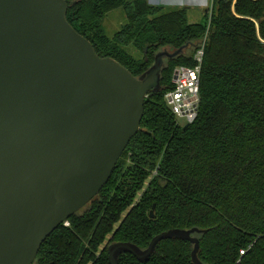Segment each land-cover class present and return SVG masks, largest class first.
<instances>
[{
  "label": "trees",
  "instance_id": "16d2710c",
  "mask_svg": "<svg viewBox=\"0 0 264 264\" xmlns=\"http://www.w3.org/2000/svg\"><path fill=\"white\" fill-rule=\"evenodd\" d=\"M67 1L69 22L97 54L136 77L157 53L183 50L165 59L161 89L146 96L140 130L109 181L42 243L33 264H110L111 243L145 249L174 228L200 230L194 236L203 264H264V0H213L195 23L186 8L147 0ZM117 8L127 22L110 37L104 20ZM203 43L201 104L187 126L173 115L165 94L173 88L174 69L195 65ZM130 45L143 56L130 53ZM193 248L189 240L168 238L146 261L131 253L119 261L194 264Z\"/></svg>",
  "mask_w": 264,
  "mask_h": 264
},
{
  "label": "water",
  "instance_id": "95a60500",
  "mask_svg": "<svg viewBox=\"0 0 264 264\" xmlns=\"http://www.w3.org/2000/svg\"><path fill=\"white\" fill-rule=\"evenodd\" d=\"M68 5L0 0V264H33L42 243L100 192L140 130L146 96L161 89L165 59L183 50L157 53L136 77L97 54L69 22ZM199 231L170 229L145 249L113 242L109 262L124 253L146 261L161 240L178 238L203 264Z\"/></svg>",
  "mask_w": 264,
  "mask_h": 264
},
{
  "label": "built area",
  "instance_id": "2783aa9c",
  "mask_svg": "<svg viewBox=\"0 0 264 264\" xmlns=\"http://www.w3.org/2000/svg\"><path fill=\"white\" fill-rule=\"evenodd\" d=\"M205 54L203 43L194 55L195 65H179L173 71L171 88L165 94L167 105L181 124L193 123L201 104L200 75ZM67 225L69 222H65ZM245 254V250H241Z\"/></svg>",
  "mask_w": 264,
  "mask_h": 264
},
{
  "label": "rangeland",
  "instance_id": "374dc122",
  "mask_svg": "<svg viewBox=\"0 0 264 264\" xmlns=\"http://www.w3.org/2000/svg\"><path fill=\"white\" fill-rule=\"evenodd\" d=\"M213 0H207V7L210 6L212 7ZM206 7H193L190 14H189V21L192 23L197 22L196 20L206 14L205 9ZM127 22V18L125 15V12L123 8H117L112 11H110L105 20H104V29L106 33L112 37L116 32H118L123 25ZM128 50L130 53H132L136 58H141L143 56L142 52L136 49L134 46H129ZM165 62V61H164ZM126 158L124 157L123 160ZM111 189H114V185H111Z\"/></svg>",
  "mask_w": 264,
  "mask_h": 264
},
{
  "label": "crops",
  "instance_id": "0c3cea01",
  "mask_svg": "<svg viewBox=\"0 0 264 264\" xmlns=\"http://www.w3.org/2000/svg\"><path fill=\"white\" fill-rule=\"evenodd\" d=\"M147 1L153 5H163L166 8H186L188 11V16L193 7L196 6L206 7L208 9V11L205 10L206 14L210 11L211 8L210 6L207 7V0H147ZM204 15H202L199 18V20L197 19L196 21L197 22L201 21Z\"/></svg>",
  "mask_w": 264,
  "mask_h": 264
}]
</instances>
